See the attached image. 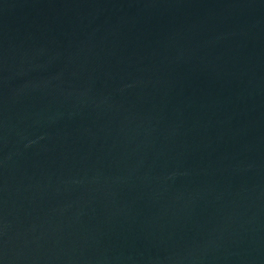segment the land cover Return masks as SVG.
Returning a JSON list of instances; mask_svg holds the SVG:
<instances>
[{
  "label": "water",
  "instance_id": "1",
  "mask_svg": "<svg viewBox=\"0 0 264 264\" xmlns=\"http://www.w3.org/2000/svg\"><path fill=\"white\" fill-rule=\"evenodd\" d=\"M0 264H264V0H0Z\"/></svg>",
  "mask_w": 264,
  "mask_h": 264
}]
</instances>
